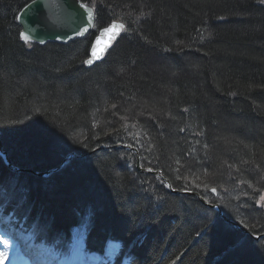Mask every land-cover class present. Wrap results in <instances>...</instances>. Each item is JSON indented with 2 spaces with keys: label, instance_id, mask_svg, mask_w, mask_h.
<instances>
[{
  "label": "trees",
  "instance_id": "16d2710c",
  "mask_svg": "<svg viewBox=\"0 0 264 264\" xmlns=\"http://www.w3.org/2000/svg\"><path fill=\"white\" fill-rule=\"evenodd\" d=\"M30 1L0 0V139L21 169L70 159L38 176L0 156L2 211L62 245L90 211L87 247L119 241L115 264H264V236L171 193L116 148H136L173 189L221 205L224 195L226 216L263 234L264 0H81L95 9L94 31L45 45L20 38ZM114 21L120 38L86 67L93 38Z\"/></svg>",
  "mask_w": 264,
  "mask_h": 264
},
{
  "label": "water",
  "instance_id": "95a60500",
  "mask_svg": "<svg viewBox=\"0 0 264 264\" xmlns=\"http://www.w3.org/2000/svg\"><path fill=\"white\" fill-rule=\"evenodd\" d=\"M82 4L86 5V7H81ZM88 13L92 14L91 20L88 19ZM17 22L21 28V33L24 32L31 35L32 38L28 43L45 45L47 43L69 44L74 40L86 38L93 31L96 19L94 9L80 0H32L19 11L17 15ZM112 25H116L117 27L114 28L111 32L104 31L105 29L110 28ZM120 25H123L125 27L123 23L114 21L109 26L100 29L98 34L92 40L89 50V56L85 60L87 61L89 59H92L93 63H85L86 67H92L104 60L105 54L109 49H111L114 42L118 39L122 32V30L119 29ZM85 28L88 29L87 32L84 31ZM78 33L83 34L80 35ZM21 40L25 42L23 39ZM40 41H43V43H41ZM105 45L108 46L105 47ZM93 48H95L96 52L100 54V59H95V57L92 56ZM123 148L133 149L129 146H124ZM0 154L2 155L6 165L11 170L23 173L28 172L38 176L49 175L59 170L70 159V157L65 158L60 165L52 168L47 172H35L29 169H20L18 167H14L10 159L7 157L6 152L3 150L1 139ZM136 167L138 171L142 173L150 174L155 178L162 179L171 193L189 194L188 192L183 190L173 189L169 180L162 174L160 170L143 169L141 168L139 160H137L136 162ZM193 193L194 196L199 198L203 205H208L210 208L218 211L223 221L235 227L240 232L249 234L254 239H259L264 236V234H260L258 236L251 234L240 223L228 218L221 211L219 205L210 204L198 193ZM211 193L216 195V190L215 192H213L211 189Z\"/></svg>",
  "mask_w": 264,
  "mask_h": 264
},
{
  "label": "bare ground",
  "instance_id": "6f19581e",
  "mask_svg": "<svg viewBox=\"0 0 264 264\" xmlns=\"http://www.w3.org/2000/svg\"><path fill=\"white\" fill-rule=\"evenodd\" d=\"M20 33H21V30H20ZM86 66V65H85ZM123 146V145H122ZM117 148V147H116ZM132 151H134L135 153H136V162H137V160H139V163H140V165H141V162H140V157H139V155H138V151H137V149L136 148H133L132 149ZM6 152V151H5ZM7 154V153H6ZM7 157H8V154H7ZM9 158V157H8ZM11 161V160H10ZM5 162V161H4ZM12 162V161H11ZM13 164V163H12ZM13 166L14 167H17L16 165H14L13 164ZM8 167V166H7ZM9 168V167H8ZM141 168H143V169H151V168H146V167H143L142 165H141ZM10 169V168H9ZM136 169H137V167H136ZM11 170V169H10ZM138 170V169H137ZM154 170V169H153ZM161 171V170H160ZM140 172V171H139ZM162 172V171H161ZM15 173H19V172H15ZM23 173V172H22ZM142 173V172H141ZM146 174V173H145ZM163 174V173H162ZM45 176H47V175H45ZM162 180V179H161ZM163 181V180H162ZM212 189H214V188H212ZM216 190V189H215ZM183 191H186V192H188L189 194H182V195H189V196H192V197H196V196H194V193L193 192H195V193H198L203 199H205L208 203H210V204H217L216 202H214V201H210V200H208L206 197H204L203 195H201L198 191H196V190H194V189H185V190H183ZM210 192H211V189H210ZM214 196V195H213ZM216 196V195H215ZM197 198V197H196ZM198 200H199V198H197ZM226 200H228V199H225V200H222V201H225V203L226 204H228L227 202H229V201H226ZM200 201V200H199ZM200 203H202L201 201H200ZM225 203H222V205H224ZM222 205L221 204H219V207L221 208V211L226 215V213H225V211L222 209ZM204 207H207V208H209V209H212V208H210L208 205H203ZM224 206H227V205H224ZM213 210H215V209H213ZM218 212V211H217ZM219 214V213H218ZM81 215L82 216H85V214H84V212H82L81 213ZM86 215H87V219L86 220H84L83 222H80V221H78L79 220V218H76V221L78 222V223H72V224H70V225H68V230H70V231H77V230H79L80 228H82V227H91V225H92V222L93 221H95L94 220V218H95V216H94V214L93 213H91L90 211H87V213H86ZM220 216V215H219ZM221 218V217H220ZM15 219L16 220H20V218L18 217V216H15ZM96 222V221H95ZM18 222H15V223H12V224H17ZM242 225V224H241ZM243 226V225H242ZM244 227V226H243ZM246 229V228H245ZM247 230V229H246ZM248 231V230H247ZM109 240H111V239H106V242L107 241H109ZM81 252V250H80V247H78L77 248V250H76V254L78 255L79 253Z\"/></svg>",
  "mask_w": 264,
  "mask_h": 264
},
{
  "label": "rangeland",
  "instance_id": "374dc122",
  "mask_svg": "<svg viewBox=\"0 0 264 264\" xmlns=\"http://www.w3.org/2000/svg\"><path fill=\"white\" fill-rule=\"evenodd\" d=\"M155 60V59H154ZM154 64V63H153ZM168 64V63H167ZM156 67V66H155ZM157 68V70H155L159 75H161L162 73H160L161 72V70L162 69H159L158 67H156ZM196 70V69H195ZM195 70L193 69V68H190V70H188V72L186 71V74H188V75H193L194 76V72H195ZM190 71V72H189ZM185 72V71H184ZM192 72V73H191ZM117 146V148H122V149H128V148H123L125 145H123V147H122V145H116ZM212 148V147H211ZM128 150H132V149H128ZM213 151H214V153L216 154V152H215V147L213 148ZM212 151V152H213ZM210 153V155H214V153ZM0 156L2 157V155L0 154ZM214 157V156H213ZM3 158V157H2ZM4 160V159H3ZM6 164V163H5ZM25 173H27V172H25ZM214 195V194H213ZM215 196V195H214ZM262 196H264V193L262 194ZM218 197V192H217V190H216V198ZM219 197H220V195H219ZM214 198V197H213ZM219 199H221V200H223V199H225V197H224V195L221 197V198H219ZM260 202H262L263 204H264V201H262L261 199H260ZM217 203V205H219V203L218 202H216ZM237 204H239L238 202H237ZM245 228V227H244ZM75 242L77 241V240H82L83 238H84V236H85V232L84 231H75ZM264 234V233H263ZM0 235H1V233H0ZM10 240H12V239H10ZM256 240H258V239H256ZM9 242V241H8ZM10 243H11V241H10ZM9 246V245H8ZM75 249H76V247L74 248L73 247V252H72V254H71V256H73V254H74V252H75ZM58 254V253H57ZM70 256V255H69ZM71 256H70V258H71ZM86 256V255H85ZM87 257V256H86ZM70 258H66V260H69ZM88 258H90V259H88ZM88 258H86V261L84 262V263H87V264H108V262H102V260L100 259V258H91L90 256L88 257ZM40 260H41V262H44L45 263V256L44 255H42V256H40ZM6 264H29V261H27L24 257H22V255L21 254H19V256H16V258L14 259V260H10L9 258H7L6 257Z\"/></svg>",
  "mask_w": 264,
  "mask_h": 264
},
{
  "label": "snow or ice",
  "instance_id": "6c2138e0",
  "mask_svg": "<svg viewBox=\"0 0 264 264\" xmlns=\"http://www.w3.org/2000/svg\"><path fill=\"white\" fill-rule=\"evenodd\" d=\"M81 7H86V5H81ZM92 18V14L91 13H88V19L91 20ZM117 26L116 25H112L110 28L108 29H105L104 31L105 32H111L114 28H116ZM124 26L123 25H120L119 26V29L120 30H123ZM85 32L88 31L87 28L84 29ZM80 35H82L83 33H78ZM20 37L21 39H23L26 43L29 42L31 40V35L28 34V33H20ZM59 38V37H58ZM41 43H43V41H40ZM108 45H105V47H107ZM92 56L95 57V59H100V54H98L95 50V48L92 49ZM85 63H88V64H91L93 63V60L92 59H89L87 61H85ZM213 192H215V189H212ZM260 199L262 201H264V196H261ZM0 244L4 245L5 247L8 246L9 242L7 240H4L3 238H0ZM115 247V246H114ZM0 264H6V257L4 256V253L3 252H0Z\"/></svg>",
  "mask_w": 264,
  "mask_h": 264
}]
</instances>
